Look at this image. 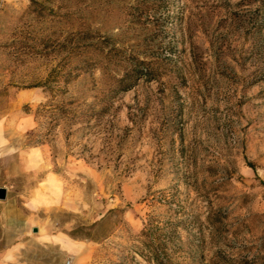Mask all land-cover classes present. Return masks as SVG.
Instances as JSON below:
<instances>
[{"label": "rangeland", "instance_id": "rangeland-1", "mask_svg": "<svg viewBox=\"0 0 264 264\" xmlns=\"http://www.w3.org/2000/svg\"><path fill=\"white\" fill-rule=\"evenodd\" d=\"M0 123L26 210L0 264H153L148 217L173 264L264 254V0H0Z\"/></svg>", "mask_w": 264, "mask_h": 264}, {"label": "trees", "instance_id": "trees-1", "mask_svg": "<svg viewBox=\"0 0 264 264\" xmlns=\"http://www.w3.org/2000/svg\"><path fill=\"white\" fill-rule=\"evenodd\" d=\"M108 211H111L109 209ZM226 214L221 208L210 207L204 216V219L199 221L200 232L204 229L209 233V237L213 239L216 234H220V229L226 219ZM196 219V218H195ZM198 221V219H197ZM97 221L93 225H97ZM169 224V225H168ZM168 224L159 225L154 222L151 217H148L142 228L136 234V238L143 248L146 250L147 258L153 264H173L172 255L169 251V242L175 232L174 223L171 221ZM201 241L205 240L204 233H201ZM141 252V251H140ZM221 260L218 264H233L237 257L226 256L219 254ZM243 264H264V254L260 252L253 255L241 256Z\"/></svg>", "mask_w": 264, "mask_h": 264}, {"label": "crops", "instance_id": "crops-1", "mask_svg": "<svg viewBox=\"0 0 264 264\" xmlns=\"http://www.w3.org/2000/svg\"><path fill=\"white\" fill-rule=\"evenodd\" d=\"M11 135L9 127L0 123V186L6 189L4 198H0V261L11 255L12 248L19 247L21 231L26 232V210L20 202L14 201L5 178L9 175L12 162ZM22 209V213H21ZM22 214V215H21Z\"/></svg>", "mask_w": 264, "mask_h": 264}, {"label": "water", "instance_id": "water-1", "mask_svg": "<svg viewBox=\"0 0 264 264\" xmlns=\"http://www.w3.org/2000/svg\"><path fill=\"white\" fill-rule=\"evenodd\" d=\"M6 195V189L4 186H0V198H4ZM33 230H37L36 227H33Z\"/></svg>", "mask_w": 264, "mask_h": 264}]
</instances>
